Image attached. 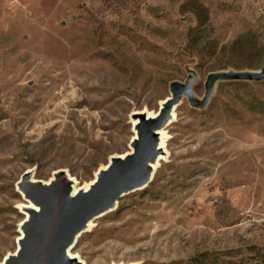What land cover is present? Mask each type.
I'll use <instances>...</instances> for the list:
<instances>
[{"label":"rangeland","instance_id":"1","mask_svg":"<svg viewBox=\"0 0 264 264\" xmlns=\"http://www.w3.org/2000/svg\"><path fill=\"white\" fill-rule=\"evenodd\" d=\"M264 64V0H0V262L26 173L88 183L189 75ZM150 182L76 238L84 264H264V80L182 95ZM172 106V107H173Z\"/></svg>","mask_w":264,"mask_h":264},{"label":"water","instance_id":"2","mask_svg":"<svg viewBox=\"0 0 264 264\" xmlns=\"http://www.w3.org/2000/svg\"><path fill=\"white\" fill-rule=\"evenodd\" d=\"M264 80V64L258 71H219L210 73L205 81V94L197 99L191 89L196 79L189 75L184 83L172 82L171 96L159 109L155 118L135 114L136 139L131 141L133 152L122 158L111 157L107 170L100 171L96 183L88 191L71 195L70 181L64 172L54 175L49 184L30 179L26 173L20 182L23 192L38 211L28 209L29 217L22 223L23 237L18 241L16 255H9L4 264H81L68 257V250L76 238L86 230L87 224L98 215L113 209L117 200L126 192L145 186L150 182L151 168L159 151L157 131L170 120L172 106L186 96L189 104L198 109L205 108L219 81Z\"/></svg>","mask_w":264,"mask_h":264},{"label":"bare ground","instance_id":"3","mask_svg":"<svg viewBox=\"0 0 264 264\" xmlns=\"http://www.w3.org/2000/svg\"><path fill=\"white\" fill-rule=\"evenodd\" d=\"M168 99H169V98H166L165 100H163V101L160 103V106H159V108H158V110H157L156 112H150V111H147V110H142V111L137 112L136 114H145L146 117H147L148 119H149V118H155V117H157V116L159 115V109L162 108V105H163ZM175 109H176V106H173L172 109H171L170 120L168 121V123H170V122L174 119V117H175ZM138 122H139L138 119L133 121V126H134V128H135V126L138 124ZM168 123H167V124H168ZM167 124H166L163 128H161L160 130L157 131V137H158V140H157V150L159 151V154H158L156 160H155L153 163H149V167L151 168L150 179L153 177L154 172L156 171V169H157V167H158V165H159V161H160L161 159H164V158H165V154H166V150H165V149H166V148H165V141H166V139L168 138V137H167V133L165 132L166 127H167ZM134 132H135V134H134V136L132 137V141H133L134 139H136V131L134 130ZM132 152H133V149L131 148V151H130V152H126V153H124V154L117 155V156H119L120 158L123 159V157H124L125 155L130 154V153H132ZM112 157H115V156H112ZM110 163H111V158H110V160H109V162H108L107 164H105L104 166H102V168H100L98 171L95 172V174H94V178H93L91 181H89L88 183H84V184H82V185L79 184L74 178H71V177H69V176L66 174L68 180L70 181L71 195L74 196V195H76L77 193H79V192H81V191H83V192L88 191L89 188H90L94 183H96L100 171L107 170L108 167H109V165H110ZM54 175H55V174H54ZM53 180H54V176H53L52 178H50L48 181L43 182V183L49 184V183H50L51 181H53ZM143 187H144V186H143ZM140 188H141V187H140ZM26 200H27V204L24 205V209H25V211H24V213H25V217H24L22 223L25 222V221L28 219L29 215H30L28 209H34V210L38 211V208H37V207H35V206H34V205H33L28 199H26ZM92 221H93V220H92ZM92 221H90V222L87 224L86 230L89 229V228L91 227V225H92ZM22 237H23V233H21L20 236H18V241H19ZM18 249H19V246H17L16 249H15L12 253L7 254V255L2 259V261L0 262V264H4V261L7 259V257H8L9 255H16ZM68 257H69L70 259H76V260H78L81 264H84V262H83L82 260H80L76 254H73V253L71 252V248L68 250Z\"/></svg>","mask_w":264,"mask_h":264}]
</instances>
